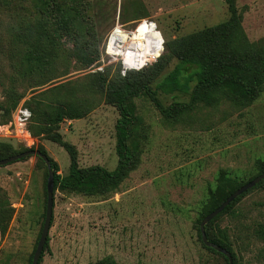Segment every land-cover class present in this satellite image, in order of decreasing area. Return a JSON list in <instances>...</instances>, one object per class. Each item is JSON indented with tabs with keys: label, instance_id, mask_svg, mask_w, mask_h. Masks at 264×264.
<instances>
[{
	"label": "rangeland",
	"instance_id": "374dc122",
	"mask_svg": "<svg viewBox=\"0 0 264 264\" xmlns=\"http://www.w3.org/2000/svg\"><path fill=\"white\" fill-rule=\"evenodd\" d=\"M234 6L253 52L264 54V0H234ZM229 15L226 0H0V148H41L58 173L67 174V151L46 134L33 133L37 112L42 118L47 103H65L87 109L83 117L58 124L61 139L77 152L78 166L114 169L119 114L106 101L105 86L124 78L153 89L177 61L164 55L166 42L177 49L183 38ZM139 26L152 29L155 40L145 43L149 30ZM127 51L139 68L125 67L116 56ZM192 85L188 93L159 90L158 98L164 106L187 102ZM133 103L138 120L131 139L139 163L107 194L55 188L40 264H87L107 256L117 264H226L199 240L197 219L211 203L210 191L223 187L221 175L246 182L258 173L264 161V88L247 106L222 99L176 119L163 117L145 94ZM19 106L34 110L23 127L27 133L14 120ZM47 172L34 155L0 166V204L10 213L0 231V264H30L44 221ZM259 224L264 183L209 229L220 239L225 235L236 264H263L264 241L254 232Z\"/></svg>",
	"mask_w": 264,
	"mask_h": 264
},
{
	"label": "trees",
	"instance_id": "16d2710c",
	"mask_svg": "<svg viewBox=\"0 0 264 264\" xmlns=\"http://www.w3.org/2000/svg\"><path fill=\"white\" fill-rule=\"evenodd\" d=\"M226 2L230 14L228 20L188 35L180 40L177 49L166 42L164 55H174L177 61L173 68L156 83L153 89L144 83L131 85L124 78H121L118 83H111L105 86L106 101L114 105L119 114L115 123V151L118 160L114 169L108 170L98 164L87 167L78 166L77 152L74 146L61 139L58 124L64 118L83 117L87 113V109L81 110L70 104L51 102V104L47 103L45 106L42 104L44 106L42 118L40 117L42 115L38 112L35 116L34 110L31 109V117L33 114V117L35 116L36 118L35 122L39 123V125L33 127V133L46 134L51 140L61 145L69 155L70 163L68 172L65 175L58 173L57 163L48 157L54 172V190L58 187L61 190L76 192L85 196L103 195L117 190L129 172L139 163V150L137 144L131 138L138 120L134 112L133 99L140 94H145L154 103L161 115L167 119H176L201 104L205 106L217 105L222 99L229 100L236 106H247L256 99L264 88V54H255L253 52V45L247 40L243 32L240 18L234 6V0H226ZM122 34L126 35V33ZM148 37L151 39L146 40V43L155 40L152 29L149 30ZM123 65L129 67L125 64ZM191 84L193 85L189 101H177L167 106L160 102L158 98L159 90L164 93L175 91L188 93L191 89ZM0 149L3 151L0 159L27 150L11 151L13 149L7 144H2ZM38 150L47 155L43 149L39 148ZM36 157L45 164L41 157ZM263 170L264 161H262L256 175ZM220 180L223 187L210 191L212 194L211 203L208 209L197 219L198 238L200 241L199 223L201 219L220 205L230 193L245 183L238 182L230 177H223L222 175ZM263 183L264 178L254 187H258ZM225 187L227 188L225 189ZM252 188L237 196L222 212L205 224L207 240L228 250L232 255L233 264H236V255L232 251L231 246L225 241V235H223V239H220L209 227L219 215L229 213L234 205ZM9 217L10 213L0 204V231L5 228ZM254 232L264 241V224H259ZM47 245L48 237L44 249ZM203 246L207 250L221 255L226 260V264H228L227 258L221 252L204 244ZM42 254L38 264L42 261ZM31 259L32 256L30 263ZM87 264L117 263L113 258L107 256L94 263Z\"/></svg>",
	"mask_w": 264,
	"mask_h": 264
},
{
	"label": "water",
	"instance_id": "95a60500",
	"mask_svg": "<svg viewBox=\"0 0 264 264\" xmlns=\"http://www.w3.org/2000/svg\"><path fill=\"white\" fill-rule=\"evenodd\" d=\"M39 156L45 162L47 167L48 175L46 179V201H45V214H44V221L42 225V229L40 232L39 239L36 244V248L33 252L31 263L30 264H38L39 258L44 250L45 242L48 237L49 229L51 227L52 215H53V196H54V172L51 168V163L47 155L40 152L38 149H27L25 151H21L17 154L11 155L6 158L0 159V166L7 165L14 161H19L20 159L27 157V156ZM264 178V170L259 173L258 175L254 176L252 179L246 181L242 185H240L237 189H235L232 193H230L225 200L218 205L213 211L207 213L199 223V231L201 241L205 246L212 247L216 251L221 252L228 260V264H233V259L231 253L223 248L222 246L208 241L206 234H205V224L213 219L216 215L223 211V209L233 201L237 196L241 195L248 189L254 187L257 183H259Z\"/></svg>",
	"mask_w": 264,
	"mask_h": 264
},
{
	"label": "built area",
	"instance_id": "2783aa9c",
	"mask_svg": "<svg viewBox=\"0 0 264 264\" xmlns=\"http://www.w3.org/2000/svg\"><path fill=\"white\" fill-rule=\"evenodd\" d=\"M30 117H31V112L28 108L24 106L17 107L14 111V120H15L17 129H19L20 131L24 130L27 133V131L23 129V127L27 124Z\"/></svg>",
	"mask_w": 264,
	"mask_h": 264
},
{
	"label": "bare ground",
	"instance_id": "6f19581e",
	"mask_svg": "<svg viewBox=\"0 0 264 264\" xmlns=\"http://www.w3.org/2000/svg\"><path fill=\"white\" fill-rule=\"evenodd\" d=\"M140 27H142V28H145L146 30H148V27H145V26H139L138 28H140ZM138 28H136L135 29V31L134 32H136V30L138 29ZM133 32V33H134ZM133 33H130L129 35H132ZM120 37H122V36H120ZM146 43V42H145ZM128 46V45H127ZM124 47V46H123ZM113 49H114V47H113ZM135 50H136V48H135ZM143 51V50H142ZM142 51H141V53H142ZM128 51L127 52H120L118 55H116V56H118V57H120L121 59H122V61H123V64L125 63L124 62V60H126L128 63H129V67H133V68H139V67H135V66H133L134 64H133V62H136V60H137V57L135 56V54H133V52H131V54H129V56H128ZM142 58H143V55H142ZM144 65V63H143V60H142V63L140 64V67L141 66H143Z\"/></svg>",
	"mask_w": 264,
	"mask_h": 264
}]
</instances>
